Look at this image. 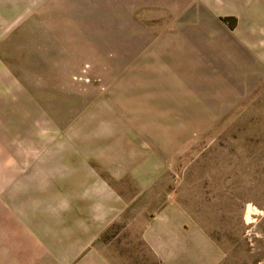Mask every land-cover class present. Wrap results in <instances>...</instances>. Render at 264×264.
<instances>
[{"label":"rangeland","instance_id":"obj_1","mask_svg":"<svg viewBox=\"0 0 264 264\" xmlns=\"http://www.w3.org/2000/svg\"><path fill=\"white\" fill-rule=\"evenodd\" d=\"M174 20L146 19L160 48L138 53L144 66L124 65V50L112 64L80 66L7 65L15 60L0 52V239L26 264H48V242L32 241L20 219L48 216V143L71 138L79 120L139 124L141 170L159 171L141 179L140 194L134 179L118 184L133 203L101 243L119 264H158L156 254L172 264H264V66L206 49L203 18L167 31ZM131 75L143 90L125 88ZM227 76L257 85L222 92ZM155 106L162 111L145 112Z\"/></svg>","mask_w":264,"mask_h":264},{"label":"crops","instance_id":"obj_2","mask_svg":"<svg viewBox=\"0 0 264 264\" xmlns=\"http://www.w3.org/2000/svg\"><path fill=\"white\" fill-rule=\"evenodd\" d=\"M183 17L190 25L204 19L206 49L236 57L239 65L264 66V57L256 55L264 54V0H0V52L15 60L7 65L80 66L112 64L124 50V65L144 66L148 56L138 53L160 48V39L144 25L146 19H175L167 30L173 32ZM126 79L128 91L143 90L135 76ZM245 83L227 76L221 77L220 87L222 92H244L257 85L253 79ZM159 108L145 112H161ZM139 126L79 120L70 128L71 138H61L55 148L48 143V216L20 219L32 241L48 242V264H119L101 243L102 234L133 203L125 195L130 191L125 188L122 194L118 184L134 179L140 194L141 179L159 175L154 166L141 170L147 158L143 160L132 136L133 131L142 136ZM0 246V264H26L6 240L0 239ZM156 258L158 264H172L163 254Z\"/></svg>","mask_w":264,"mask_h":264},{"label":"bare ground","instance_id":"obj_3","mask_svg":"<svg viewBox=\"0 0 264 264\" xmlns=\"http://www.w3.org/2000/svg\"><path fill=\"white\" fill-rule=\"evenodd\" d=\"M250 211H251V207L248 206V208H247V212H246V218H247V219H249V213H250Z\"/></svg>","mask_w":264,"mask_h":264}]
</instances>
